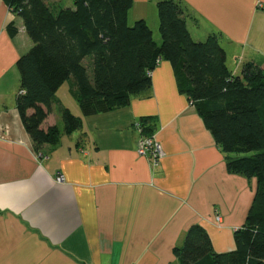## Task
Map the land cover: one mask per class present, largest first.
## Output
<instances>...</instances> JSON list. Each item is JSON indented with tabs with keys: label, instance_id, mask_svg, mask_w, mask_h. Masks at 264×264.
<instances>
[{
	"label": "crops",
	"instance_id": "crops-1",
	"mask_svg": "<svg viewBox=\"0 0 264 264\" xmlns=\"http://www.w3.org/2000/svg\"><path fill=\"white\" fill-rule=\"evenodd\" d=\"M157 1L132 0L127 23L149 26L150 15L159 43ZM179 1L192 39L215 34L232 74L246 63L260 64L264 74V9L256 0ZM12 21L19 28L13 38L6 32ZM31 45L21 18L0 0V264H179L173 249L194 224L215 252L233 251L256 179L226 170L171 64L161 60L146 93L105 113L84 116L70 93L63 100L57 90L82 127L35 149L16 108V61ZM142 117L164 152L157 163L136 151L134 123ZM53 125L62 131L57 105L41 127Z\"/></svg>",
	"mask_w": 264,
	"mask_h": 264
},
{
	"label": "trees",
	"instance_id": "trees-1",
	"mask_svg": "<svg viewBox=\"0 0 264 264\" xmlns=\"http://www.w3.org/2000/svg\"><path fill=\"white\" fill-rule=\"evenodd\" d=\"M19 16L31 47L16 66L20 85L16 108L37 149L54 145L62 132L80 130L82 120L56 99V91L71 81L70 95L84 116L126 106L131 97L151 87V72L168 61L177 86L225 155L226 170L256 179V190L244 225L234 232L235 249L214 251L198 224L186 231L173 249L179 264H264V74L257 63H246L239 74L226 66V54L215 34L192 39L179 0H158L160 42L143 19L132 25L127 13L132 0H3ZM19 28L6 25L13 38ZM57 105L63 123L41 127ZM148 118L137 121L150 136ZM135 124V123H134Z\"/></svg>",
	"mask_w": 264,
	"mask_h": 264
},
{
	"label": "built area",
	"instance_id": "built-area-1",
	"mask_svg": "<svg viewBox=\"0 0 264 264\" xmlns=\"http://www.w3.org/2000/svg\"><path fill=\"white\" fill-rule=\"evenodd\" d=\"M256 6L258 8L264 9L263 0H256ZM134 128L139 133V138L137 141L136 151L141 156H146L150 158L154 163H157L160 158L164 155L161 144L153 136H148L142 132V127L139 123L134 124ZM64 181V176L58 174L56 177V182L61 183ZM218 218V217H217Z\"/></svg>",
	"mask_w": 264,
	"mask_h": 264
},
{
	"label": "rangeland",
	"instance_id": "rangeland-1",
	"mask_svg": "<svg viewBox=\"0 0 264 264\" xmlns=\"http://www.w3.org/2000/svg\"><path fill=\"white\" fill-rule=\"evenodd\" d=\"M65 6V5H64ZM156 12H157V9H156ZM151 17H150V15H149V21H148V24H149V26L151 27V29L153 30V31H156L155 29H154V25H153V21L150 19ZM134 23V22H133ZM132 23V24H133ZM131 24V25H132ZM129 25V24H128ZM159 35V34H158ZM57 96L59 97V98H61V99H66V98H70V99H72L71 98V96L69 95V92H68V85H67V82H65V84L61 87V88H59L58 89V92H57Z\"/></svg>",
	"mask_w": 264,
	"mask_h": 264
}]
</instances>
